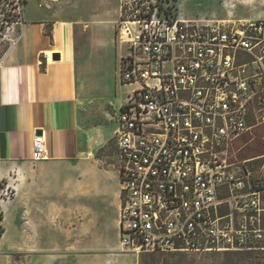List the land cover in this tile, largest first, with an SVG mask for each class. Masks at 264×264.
<instances>
[{
	"label": "built area",
	"instance_id": "1",
	"mask_svg": "<svg viewBox=\"0 0 264 264\" xmlns=\"http://www.w3.org/2000/svg\"><path fill=\"white\" fill-rule=\"evenodd\" d=\"M25 5L0 0L3 55ZM116 36L119 80L134 86L116 132L121 251L264 252V153L233 148L264 124V17L201 24L159 0H121ZM48 157L37 134L32 158Z\"/></svg>",
	"mask_w": 264,
	"mask_h": 264
},
{
	"label": "crops",
	"instance_id": "2",
	"mask_svg": "<svg viewBox=\"0 0 264 264\" xmlns=\"http://www.w3.org/2000/svg\"><path fill=\"white\" fill-rule=\"evenodd\" d=\"M34 1L29 9L26 0L21 40L0 58V182L15 186L2 207L16 220L14 244L0 253L18 264H103L121 248L122 183L119 166L98 153L115 138L131 91L116 67L126 48L113 22L67 16L54 9L60 0ZM107 57L111 82L93 76ZM38 130L49 157L35 161Z\"/></svg>",
	"mask_w": 264,
	"mask_h": 264
},
{
	"label": "rangeland",
	"instance_id": "3",
	"mask_svg": "<svg viewBox=\"0 0 264 264\" xmlns=\"http://www.w3.org/2000/svg\"><path fill=\"white\" fill-rule=\"evenodd\" d=\"M121 0H86L82 6V0H60L54 7L55 10L66 8L65 15L75 19L91 21L102 19L113 22L117 26L120 18ZM35 4L34 0H28V8ZM103 6V11H94L96 5ZM159 4L167 5L171 11L180 14L184 18L195 20L205 24L211 20H239L246 18L264 17V0H159ZM88 9L87 11L85 10ZM3 54L0 52V58ZM118 60L115 56V62ZM119 72V62L117 61ZM112 59L107 57L99 60L94 65L93 76L100 81L111 82L109 70L113 69ZM136 87V86H135ZM134 86L125 87L124 90H132ZM239 158H249L264 153V124L253 127L244 136L239 138L233 147ZM105 157L109 164L119 166L116 136L107 141L98 153ZM7 181L0 182V216H5L4 221L0 218V225H4L6 233L0 238V249L6 250L16 239V220L12 206L2 204L14 199L15 186L10 185L11 193H7ZM3 222V223H2ZM3 233V232H2ZM0 233V234H2ZM10 255V254H9ZM12 255V254H11ZM0 264H18L17 260L9 259L8 253H0ZM103 264H264V252L261 250H242L224 252H175V253H141L121 251L103 260Z\"/></svg>",
	"mask_w": 264,
	"mask_h": 264
},
{
	"label": "water",
	"instance_id": "4",
	"mask_svg": "<svg viewBox=\"0 0 264 264\" xmlns=\"http://www.w3.org/2000/svg\"><path fill=\"white\" fill-rule=\"evenodd\" d=\"M53 57H54L55 60L59 59V54H55ZM37 134H41V130H38Z\"/></svg>",
	"mask_w": 264,
	"mask_h": 264
},
{
	"label": "trees",
	"instance_id": "5",
	"mask_svg": "<svg viewBox=\"0 0 264 264\" xmlns=\"http://www.w3.org/2000/svg\"><path fill=\"white\" fill-rule=\"evenodd\" d=\"M0 218L3 219L4 216L1 215ZM4 231H5L4 227L2 225H0V233H2Z\"/></svg>",
	"mask_w": 264,
	"mask_h": 264
}]
</instances>
